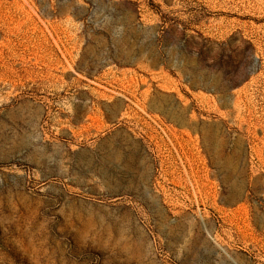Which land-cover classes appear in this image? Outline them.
I'll return each instance as SVG.
<instances>
[{
    "label": "rangeland",
    "instance_id": "1",
    "mask_svg": "<svg viewBox=\"0 0 264 264\" xmlns=\"http://www.w3.org/2000/svg\"><path fill=\"white\" fill-rule=\"evenodd\" d=\"M0 264H264V0H0Z\"/></svg>",
    "mask_w": 264,
    "mask_h": 264
},
{
    "label": "bare ground",
    "instance_id": "2",
    "mask_svg": "<svg viewBox=\"0 0 264 264\" xmlns=\"http://www.w3.org/2000/svg\"><path fill=\"white\" fill-rule=\"evenodd\" d=\"M205 151V150H204ZM206 151L209 152V148H206ZM208 156V155H207ZM211 166H215L216 164H218V158L215 157L214 154H209L208 157V161H207ZM214 175L216 174V172L213 173Z\"/></svg>",
    "mask_w": 264,
    "mask_h": 264
}]
</instances>
